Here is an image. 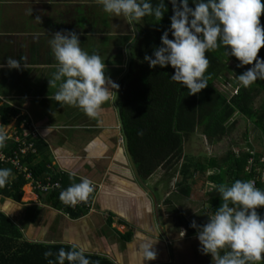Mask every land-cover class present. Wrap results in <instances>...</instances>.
Returning a JSON list of instances; mask_svg holds the SVG:
<instances>
[{
	"label": "crops",
	"instance_id": "obj_1",
	"mask_svg": "<svg viewBox=\"0 0 264 264\" xmlns=\"http://www.w3.org/2000/svg\"><path fill=\"white\" fill-rule=\"evenodd\" d=\"M58 31H75L83 48L97 51L106 75L119 87L129 72L138 32L135 23L104 12L98 0H0V96L39 128L45 143L26 164L33 169L31 164L47 162L50 173L41 181L64 172L65 189L88 177L93 206L80 207L82 213L75 217L62 202L54 206L50 196L59 192L35 191L26 182L21 200L0 196V205L7 203L2 211L30 241L76 244L116 264H177L174 230L184 240L197 237L198 229L189 235L175 228L170 209L176 206L183 213L187 205L168 200L173 182L163 169L138 178L126 148L119 87L97 118L55 101L59 82L49 84L57 63L49 40ZM8 57L26 60L20 69H9ZM16 176L13 172L10 179ZM142 244H154V259H144Z\"/></svg>",
	"mask_w": 264,
	"mask_h": 264
},
{
	"label": "clouds",
	"instance_id": "obj_2",
	"mask_svg": "<svg viewBox=\"0 0 264 264\" xmlns=\"http://www.w3.org/2000/svg\"><path fill=\"white\" fill-rule=\"evenodd\" d=\"M103 11L123 17L130 25L146 16L155 21L162 20L168 8L165 0H98ZM173 14L170 27L161 35V44L152 55H145L149 67L171 65L174 73L170 79L187 87L188 94L199 93L209 83L206 75L209 59L206 53L223 47L229 56L238 59L237 67L251 65L237 76L241 86L247 88L258 79L264 80V57L259 52L264 47V25L260 17L264 14V0H170ZM171 34L172 38H169ZM135 36V33H134ZM75 31L56 32L49 40L56 60V71L49 79L50 86H57L54 99L60 104L79 108L91 118H97L102 106L112 98L119 87L106 75V64L97 51L89 52L81 46ZM8 57L9 69H20L21 61ZM0 67H4L0 63ZM53 98V97H52ZM10 137L0 129V148L5 147ZM12 170L0 168V188L10 182ZM70 178L75 173H70ZM222 203L215 212H209L208 221L191 227L197 228V238L203 254H211L213 264H258L264 260V216L258 207L264 206V189L252 180L237 179L227 183L212 184ZM94 191L88 177H80L60 192V200L75 206L86 202ZM7 203L0 205V210ZM154 244H142L145 260L154 259ZM86 249L72 244L69 250L60 248L55 260L48 264H90ZM222 253V254H221ZM44 253L45 258L52 256Z\"/></svg>",
	"mask_w": 264,
	"mask_h": 264
},
{
	"label": "trees",
	"instance_id": "obj_3",
	"mask_svg": "<svg viewBox=\"0 0 264 264\" xmlns=\"http://www.w3.org/2000/svg\"><path fill=\"white\" fill-rule=\"evenodd\" d=\"M153 3H158V0H153ZM165 3L168 10L162 20L157 22L153 17L146 16L135 23L138 36L131 50V65L119 87L125 135L133 160L144 179L158 169H163L167 178L171 173L168 178L170 181L179 176L180 179L174 182L176 194L187 198L195 197V189L210 186L202 198L207 210L215 212L222 200L219 193L211 188L212 184L230 185L237 179L255 180L256 186L264 189V153L254 148L238 152L231 145L219 155L187 156L185 141L201 128L210 144L218 145L234 131L238 123L234 119L236 115L249 119L264 137V98L259 106L256 105L258 97L264 93V80L258 79L247 88L241 86L239 81H234L235 92L222 91L216 81L229 70V61L234 60L239 64L238 59L229 56L223 47L206 53L209 59L206 72L209 83L196 94H188L186 86L170 79L174 73L171 65L149 67V63L144 60L145 55H152L154 48L161 44L163 31L170 27L173 6L170 0H165ZM190 6L194 7L191 0ZM260 21L264 25V14ZM169 38H172L171 34ZM258 55L264 57V47ZM244 71L239 67L240 74ZM18 113V110L0 104V114L5 123ZM35 143L37 151L45 148L42 139L36 138ZM35 156L29 155L25 162L32 163ZM31 165L37 178L50 173L46 161ZM0 168H10L14 172L11 165L0 164ZM26 182L22 174H17L0 188V196L21 200ZM59 196V193L50 196L56 207L62 205ZM69 210L75 217L82 213L81 208ZM257 211L264 216V206L258 207ZM170 213L177 217L178 230L185 229L189 235L196 232L189 219L176 206L171 207ZM60 248L67 251L71 245L30 241L21 227L0 210V264H48L49 260H55ZM46 251H51L53 255L45 258ZM85 254L90 264H116L105 256ZM65 264L69 262L66 260ZM258 264H264V260Z\"/></svg>",
	"mask_w": 264,
	"mask_h": 264
},
{
	"label": "rangeland",
	"instance_id": "obj_4",
	"mask_svg": "<svg viewBox=\"0 0 264 264\" xmlns=\"http://www.w3.org/2000/svg\"><path fill=\"white\" fill-rule=\"evenodd\" d=\"M238 63L234 60L229 61L227 72L222 76L220 80L216 81V85L224 92H235L234 81H238L237 76L239 73V67H237ZM251 67V65H244L241 67L244 70ZM264 98V93L260 95L256 101V105L259 106ZM238 120V123L231 133V135L225 138L218 145H212L208 141L207 137L202 133L201 128L197 129L195 133L191 134L187 137L185 141L184 151L188 156H212L222 154L225 150L228 149L231 145H234L236 151L244 149L254 148V150L261 151L264 153V137L260 130L247 118L240 117V115H236L234 118ZM171 176V173L169 174ZM168 176V178L170 177ZM177 178L172 179L173 182L170 186L172 188V194L170 195L169 200L172 202L183 203L185 206L183 214L186 216H190L192 221H200L207 223L209 211L207 210V206L205 205V201L202 198L207 191L210 190V186H206L205 188H197L194 190L195 197H185L180 196L176 197V188L174 182L180 179L179 176ZM178 198V199H176ZM175 223L174 226L176 228L177 217H173ZM191 221V222H192ZM178 233L176 229L174 230L173 237L174 242L176 244L175 250L177 254V264H213V258L208 254H203L201 252V244L197 237L180 240L178 237ZM178 234V235H177Z\"/></svg>",
	"mask_w": 264,
	"mask_h": 264
},
{
	"label": "built area",
	"instance_id": "obj_5",
	"mask_svg": "<svg viewBox=\"0 0 264 264\" xmlns=\"http://www.w3.org/2000/svg\"><path fill=\"white\" fill-rule=\"evenodd\" d=\"M5 101V98L0 96V104ZM0 129H4L10 137L5 147L0 148L1 165H11L14 168V172L16 174H22L27 180V183L30 184L35 191L37 190L43 193H60L65 189L62 182V174L64 172L59 173L56 177L49 175L45 180L41 181L34 175L33 169L26 164L25 159L29 155L37 153L35 140L40 137L39 128L34 125L30 119L18 113L14 115L8 123H5L0 114ZM262 160H264V158ZM250 161L252 162V160ZM248 168L250 169V167ZM252 181L256 184L255 180ZM92 204L93 202L90 198H88L86 202H80L75 206L63 203L65 207L71 210H78L80 207L91 209L93 206Z\"/></svg>",
	"mask_w": 264,
	"mask_h": 264
},
{
	"label": "water",
	"instance_id": "obj_6",
	"mask_svg": "<svg viewBox=\"0 0 264 264\" xmlns=\"http://www.w3.org/2000/svg\"><path fill=\"white\" fill-rule=\"evenodd\" d=\"M123 130H124V127H123ZM124 135H125V131H124ZM125 139H126V148H127L128 156H129V158H130V160H131V164H132V166H133V168H134V170H135V172H136L138 178H140L139 172L137 171L136 164H135V162H134V160H133V157H132V154H131V152H130V150H129V145H128V141H127V137H126V135H125Z\"/></svg>",
	"mask_w": 264,
	"mask_h": 264
}]
</instances>
